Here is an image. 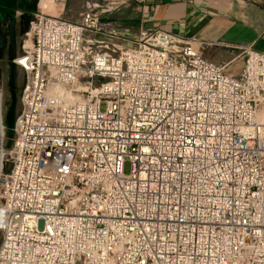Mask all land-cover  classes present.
Wrapping results in <instances>:
<instances>
[{"label": "built area", "instance_id": "1", "mask_svg": "<svg viewBox=\"0 0 264 264\" xmlns=\"http://www.w3.org/2000/svg\"><path fill=\"white\" fill-rule=\"evenodd\" d=\"M103 1L38 7L12 60L0 264H264V50L225 44L246 55L229 72Z\"/></svg>", "mask_w": 264, "mask_h": 264}, {"label": "crops", "instance_id": "2", "mask_svg": "<svg viewBox=\"0 0 264 264\" xmlns=\"http://www.w3.org/2000/svg\"><path fill=\"white\" fill-rule=\"evenodd\" d=\"M93 1L99 0H56L52 10L54 15L73 13L69 18L75 19V13L79 15L85 3ZM16 4L17 0H0V17L9 9H17ZM109 15L119 26L134 31L163 26L194 35L206 43L201 49L204 57L218 61L207 55L215 49L223 54L218 62L226 64L232 61L229 58L235 48L225 44L264 50V0H139L122 5ZM229 49L231 53L226 52Z\"/></svg>", "mask_w": 264, "mask_h": 264}, {"label": "rangeland", "instance_id": "3", "mask_svg": "<svg viewBox=\"0 0 264 264\" xmlns=\"http://www.w3.org/2000/svg\"><path fill=\"white\" fill-rule=\"evenodd\" d=\"M101 1V0H99ZM114 2L115 0H106L103 1L104 4L113 7L114 6ZM40 0H35V9L39 7L41 8L42 11L48 12L49 14L54 15L55 12L52 10L53 6L51 7L50 11L48 9H44L42 8V6H40ZM61 3V2H60ZM61 8V7H60ZM20 10H15V17H14V25L12 28V31H10L9 29V19L8 17H2L0 19V35L2 38V41H0V100H1V106H2V113L3 115H5V112L10 104L11 101V93L9 91L8 88V79L11 73V70L14 73V77H13V83H14V90H15V94H17L16 98V105H15V114L18 112L19 110V103H18V97H19V92L21 89V86L23 84V75H22V71H20V69H18L14 64H13V59L20 53L21 51V43L23 41L24 38V32H21L22 30V20H26V18H21L22 16L19 13ZM115 10H112L111 13H113ZM71 14L73 13H68V12H62L61 16L67 19H70L72 21L78 20L79 19V15L78 13H75L76 17L75 19L69 18V16L71 17ZM109 15V14H108ZM110 16V15H109ZM30 17H32V14L30 15ZM27 30V29H26ZM10 46V47H9ZM9 48H11V50H9ZM208 52V51H207ZM221 51H215V49H212L210 52L207 53V55H209V57H213V58H217L218 61L219 59L222 57V55H220ZM227 53H231L230 49L226 50ZM238 55V57H234ZM207 59V56H205ZM233 58V59H232ZM246 58L245 53H243V51L241 49H233V55L229 58L230 60H232L231 62H229L226 65V69L229 72H233V73H238L240 71V69L243 66L244 60ZM216 61V60H213ZM217 61V62H218ZM124 171L127 173L129 171V167L126 164L124 167Z\"/></svg>", "mask_w": 264, "mask_h": 264}, {"label": "water", "instance_id": "4", "mask_svg": "<svg viewBox=\"0 0 264 264\" xmlns=\"http://www.w3.org/2000/svg\"><path fill=\"white\" fill-rule=\"evenodd\" d=\"M9 85L11 88L14 87L13 83V71L12 76L9 80ZM1 98V96H0ZM16 95L15 92L11 89V101L10 104L5 112V115L2 113V106L0 100V171L2 169V152H3V145L9 146L11 138H12V127L15 117V105H16ZM3 134L6 136V141L4 143Z\"/></svg>", "mask_w": 264, "mask_h": 264}, {"label": "trees", "instance_id": "5", "mask_svg": "<svg viewBox=\"0 0 264 264\" xmlns=\"http://www.w3.org/2000/svg\"><path fill=\"white\" fill-rule=\"evenodd\" d=\"M30 3H28V0H17V9L21 10V18H26V20H22V30L21 32H24L26 31V29L28 28V24H29V21L31 19L30 15L32 14L33 10H35V0H30L29 1ZM26 5V6H25ZM28 5V6H27ZM17 9H9L7 11H5L3 13V15L0 17V19L2 17H8L9 19V29L10 31H12V28H13V25H14V17H15V10ZM112 18V17H110ZM113 19V18H112ZM0 41H2V38H1V35H0Z\"/></svg>", "mask_w": 264, "mask_h": 264}, {"label": "bare ground", "instance_id": "6", "mask_svg": "<svg viewBox=\"0 0 264 264\" xmlns=\"http://www.w3.org/2000/svg\"><path fill=\"white\" fill-rule=\"evenodd\" d=\"M40 2H41L42 8L48 9L49 11H50V8H51L52 4L53 5L55 3L57 4L56 0H40ZM43 12H45V11H43ZM45 13H48V12H45Z\"/></svg>", "mask_w": 264, "mask_h": 264}, {"label": "flooded vegetation", "instance_id": "7", "mask_svg": "<svg viewBox=\"0 0 264 264\" xmlns=\"http://www.w3.org/2000/svg\"><path fill=\"white\" fill-rule=\"evenodd\" d=\"M29 1H30V0H28V3H30ZM27 6H28V5H27ZM9 47H10V46H9ZM9 50H11V48H9ZM11 76H12V70H11V73H10V76H9V79H8V88H9L10 93H11V89L15 92L14 87L11 88L10 85H9V80H10ZM13 77H14V73H13ZM15 95H17V94H15ZM16 97H17V96H16ZM16 99H17V98H16Z\"/></svg>", "mask_w": 264, "mask_h": 264}]
</instances>
